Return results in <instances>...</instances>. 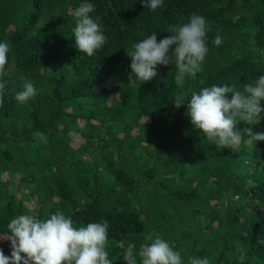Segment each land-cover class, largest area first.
<instances>
[{"label":"trees","instance_id":"16d2710c","mask_svg":"<svg viewBox=\"0 0 264 264\" xmlns=\"http://www.w3.org/2000/svg\"><path fill=\"white\" fill-rule=\"evenodd\" d=\"M83 2L0 0V42L12 45L0 107V174L11 156H28L19 152L27 142L42 147L34 132L47 137L33 170L19 179H36L27 192L29 202L38 196L34 205L13 194L0 205V249L11 256L12 218L62 211L77 226L108 221L113 264H125L124 250L138 252L153 231L181 252L184 264L194 256L240 264L237 248L246 250L243 264H264V141L245 133L234 149L215 145L191 124L185 101L212 85L243 90L264 75V0H164L155 12L141 0H87L107 37L92 57L75 47L74 11ZM193 13L211 29L196 79L178 86L173 63L158 65L147 83H129L133 45L154 32L159 42ZM217 33L219 47L212 43ZM26 80L38 95L20 104L15 94ZM110 91L118 95L107 103ZM248 127L264 132V119L237 125ZM47 200L51 207L43 210Z\"/></svg>","mask_w":264,"mask_h":264},{"label":"clouds","instance_id":"9594fccd","mask_svg":"<svg viewBox=\"0 0 264 264\" xmlns=\"http://www.w3.org/2000/svg\"><path fill=\"white\" fill-rule=\"evenodd\" d=\"M145 8L155 12L163 6L164 0H141ZM95 11L92 3H81L75 9L76 17L73 34L75 47L89 57L102 49L107 42L101 25L90 13ZM209 22L202 15L191 14L189 21L168 28L170 36L157 40L156 32L133 45L131 74L129 83H147L158 75L157 66L167 67L175 63L177 72L175 82L182 87L186 78L196 79L202 71V65L209 52ZM223 37L217 33L212 43L219 47ZM12 45L8 41L0 42V107L4 104V91L8 56ZM229 94L231 96L229 97ZM38 91L34 83L26 80L23 89L16 92L15 99L25 104L34 99ZM184 99V94L177 96ZM264 75H260L254 84L245 85L238 90L234 85H212L193 91L187 104V115L195 129L221 148L234 149L241 144L246 133L253 141H264V132H254L251 127L238 130L239 122L248 125L258 124L264 116ZM184 104V103H183ZM33 136L47 143L44 133L34 132ZM11 242V256H6L0 249V264H113L109 258V223L100 222L77 226L70 216L57 211L50 218L41 219L38 214H22L14 217L7 225ZM145 244L138 252L132 247L124 250L121 258L125 264H184L181 252L157 232L144 236ZM238 259L243 264L246 250L237 248ZM188 264H211L205 256L191 257Z\"/></svg>","mask_w":264,"mask_h":264},{"label":"rangeland","instance_id":"374dc122","mask_svg":"<svg viewBox=\"0 0 264 264\" xmlns=\"http://www.w3.org/2000/svg\"><path fill=\"white\" fill-rule=\"evenodd\" d=\"M107 85L109 87H111V84L108 83ZM117 95H118L117 92L110 91L107 94L106 102L110 103L111 97L112 96L117 97ZM87 108H89V107L85 106V107H83L81 109V111L83 112ZM80 123H81V121H80ZM74 142L76 144H78V143L82 142V138L80 136H78L74 140ZM26 145L27 146L24 149H21L19 152L23 153V154H26L28 156L20 155V159H13V157L11 156L9 161H8V165H7L8 168L4 172H2L0 174V181L1 182H4L6 179L8 181V184H6V186H1L0 187V205L4 204L6 202L8 194H13L14 196L22 195V197H26L24 200L29 202L28 197L31 194H28L27 192L31 191L34 188L33 186L36 185V179H33V181H28L27 180L25 182L24 181L21 182V181H19V179L21 178L22 175H26L28 172L33 170V166H34L33 158H35L37 156L36 154L39 153V151L40 152L41 151H45V149H44L45 148V143L42 141V143H41L42 147L40 146V143H38V142H35V143L27 142ZM2 160H4V159H2ZM27 160H29V162H27ZM8 172H10L11 174H8ZM15 182H19L22 185L19 186V187H14ZM36 191H38V190H36ZM40 192L43 193V191H40ZM112 197L113 196H111V198H109V199L111 200ZM31 198L35 202V199L38 198V196L35 195L34 197L32 196ZM34 202L30 201L28 203L29 207H32L34 205ZM44 202H45V204H44L43 210L51 207V203H49L48 200L44 201Z\"/></svg>","mask_w":264,"mask_h":264}]
</instances>
